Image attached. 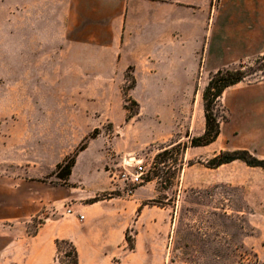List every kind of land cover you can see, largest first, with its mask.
<instances>
[{
	"label": "crops",
	"instance_id": "obj_1",
	"mask_svg": "<svg viewBox=\"0 0 264 264\" xmlns=\"http://www.w3.org/2000/svg\"><path fill=\"white\" fill-rule=\"evenodd\" d=\"M20 7L22 16L15 19ZM8 10L6 42L20 53V77L56 79L49 90L63 96L56 102H34L33 123L36 113L60 125L83 121L95 126L89 123L106 116L114 123L110 114L119 108L111 99L122 97L130 72L135 78L132 96L141 90L150 98L196 102L189 139L198 137L205 131L197 132L195 123L204 114L206 87L197 88L198 82L207 84V72L210 76L240 61L252 51L253 40L264 39L259 31L264 23L256 20L263 7H256L255 0H9ZM95 96L98 105L89 103ZM220 102L227 120L218 139L185 150L186 163L197 158L207 175L240 161L208 168L203 161L221 151L246 149L264 159V81L227 88ZM43 109L51 112L47 115ZM186 171L185 167L183 182ZM73 198L77 197L70 194ZM93 206L79 208L84 219L64 217L60 211L34 234L1 229V235L9 237L0 247V264H54L57 239L75 245L77 264H164L166 256L155 245L161 241L156 236L143 241L137 234L134 249L128 248L127 232L142 219L126 221L123 212L104 208L95 214Z\"/></svg>",
	"mask_w": 264,
	"mask_h": 264
},
{
	"label": "rangeland",
	"instance_id": "obj_2",
	"mask_svg": "<svg viewBox=\"0 0 264 264\" xmlns=\"http://www.w3.org/2000/svg\"><path fill=\"white\" fill-rule=\"evenodd\" d=\"M8 1L0 0V230L34 234L60 211L64 217L80 216L83 204H94L95 214L104 208L123 212L126 221L142 219L127 232L128 248L137 234L143 241L156 236L161 241L155 245L166 256L164 264H264V170L240 160L207 175L197 158L186 163L184 145H189L196 102L150 98L141 90L132 96L129 72L122 97L111 99L119 108L110 114L114 123L106 116L89 123L95 126L83 121L60 125L47 123L37 113V122H32L34 102H56L63 96L49 90L56 79L20 77V53L6 42ZM255 4L263 7L256 20L264 23V0ZM16 15L21 18V7ZM263 54L264 39L253 40L252 51L234 64H250ZM210 76L207 72L205 80ZM251 81L244 83L257 82ZM206 85L198 82L197 88ZM97 98H88L89 103L98 105ZM214 111L226 115L223 106ZM205 121L202 114L195 123L197 132L205 128ZM84 143L87 149L79 151ZM74 156L69 184L57 176V165ZM130 157L142 161L146 174L128 196L113 177ZM203 162L207 166L208 161ZM70 194L77 198L69 199ZM138 198L140 205H135ZM5 237L0 233V247L9 236ZM73 257L71 245L60 243L54 264H67Z\"/></svg>",
	"mask_w": 264,
	"mask_h": 264
},
{
	"label": "trees",
	"instance_id": "obj_3",
	"mask_svg": "<svg viewBox=\"0 0 264 264\" xmlns=\"http://www.w3.org/2000/svg\"><path fill=\"white\" fill-rule=\"evenodd\" d=\"M134 79V77L133 79H131V85L129 86L128 90L134 88ZM247 79H252V81L257 82L264 80V54L259 56L254 62L250 64L240 62L237 65H227L211 74L210 80L208 81L203 92V106L206 120L205 131L198 137L190 138L189 145H187L186 143L184 145L186 149L189 147H199L205 145L208 146L218 139L221 133V124L223 121L227 120V116L219 111L215 112L214 107L222 106L220 101L224 91L227 88L245 82ZM252 81L250 83H252ZM129 119L130 117H127L126 121H128ZM91 138L94 137L92 136ZM86 149L87 146L85 143L81 147H79V151H83ZM77 155L78 154H76V156ZM76 156L66 161L64 160L63 163L57 165V176L59 177V179L64 180V182H67L73 173V168L75 167L77 158ZM237 160L243 161L248 167H259L264 170V159L258 158L246 149L221 151L218 155L208 161L207 166L209 168H217L222 164H229ZM94 202L96 201H93V203ZM126 239L127 242L128 238L126 237ZM60 243L70 244L74 249V257L72 259H69L67 264H77L80 258L75 245L68 240L57 239L56 247L58 250L60 247ZM129 248L133 250L134 246Z\"/></svg>",
	"mask_w": 264,
	"mask_h": 264
},
{
	"label": "built area",
	"instance_id": "obj_4",
	"mask_svg": "<svg viewBox=\"0 0 264 264\" xmlns=\"http://www.w3.org/2000/svg\"><path fill=\"white\" fill-rule=\"evenodd\" d=\"M120 165L122 170L117 174L115 173L113 178L121 183L128 196L134 195L137 187L145 180L146 168L142 161L136 157L124 159ZM68 213L73 214L72 210H68ZM80 218L84 219V216L80 215Z\"/></svg>",
	"mask_w": 264,
	"mask_h": 264
}]
</instances>
